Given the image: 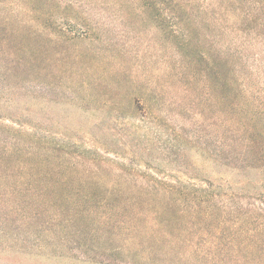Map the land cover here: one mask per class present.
<instances>
[{
    "label": "trees",
    "instance_id": "1",
    "mask_svg": "<svg viewBox=\"0 0 264 264\" xmlns=\"http://www.w3.org/2000/svg\"><path fill=\"white\" fill-rule=\"evenodd\" d=\"M144 2H149L147 7L158 20L159 29L168 40L171 39L180 55L178 80H185L188 86V80L209 83L211 96L221 114V134L215 141L219 144L218 149L212 148V138L206 139L205 143L198 128L189 136L172 129L159 114L155 115L157 96L143 94L145 92L129 80L124 68L107 73L102 66L82 65L86 76L96 79L99 75L103 79L98 88L83 84L94 89L86 102L94 106L91 109L95 111L108 112L116 128L115 132L106 130L115 137V142L109 145L101 143L102 148L107 154L124 157L128 137L136 138L148 124L155 126L147 128L143 137L152 145L151 158L157 152V158L169 163L168 167L172 169L164 166L156 169L166 177L171 176L173 183L160 182L161 190L129 191L116 187L101 190V178L90 177L88 181H82L78 180L77 174L58 176L51 168L31 163L37 161L36 158H46L47 161L52 156H72L73 152L54 148L52 153L42 156L45 155L44 147L28 149L24 146L25 139L16 132L0 131V192L9 190L12 194V190H39L45 197H52L49 199L52 203L82 211L89 209L87 204L103 206L110 216L116 218L111 219L114 222L111 225L124 228L129 241L135 244V257L145 264L150 260L167 264L172 257L185 254L187 249L195 246L202 249L206 246L211 252L208 255L211 259L197 256L209 264H264V193L252 192L257 187L264 190V112L253 109L245 96L240 81L244 67L241 56L232 50L217 51L208 47L209 39L203 40L202 28L193 24L196 17L204 19L207 26L212 24V19L204 16L212 11L214 18L232 12L240 24L260 34L264 43V0H220L226 3L225 6L219 3L225 12L218 7L210 9V5L202 8L197 5L198 0ZM160 6L173 13L174 23L168 28L166 22L159 18ZM51 8L41 5L34 9L38 24L43 28H46ZM71 9L74 10L73 7ZM183 17H186L185 30L180 28ZM63 25L75 29L71 42L96 39L98 34V26L93 23L68 20ZM62 27L58 28L60 32L65 30ZM40 34L20 30L0 34V126L4 129L9 127L3 125L6 121L37 130L38 134L41 131L42 134H50V131L42 130L45 113H42L41 105L47 90L44 80L52 74L47 67ZM74 71L67 67L64 72L72 74ZM54 75L53 79L56 78ZM107 77H111L110 82ZM82 90V86L80 90L76 88L78 93ZM122 114L140 115L141 119L138 123L131 122L130 127H125L121 133L117 128L121 125L119 119L123 118ZM164 123L167 132L162 128ZM133 158L136 159L137 155ZM207 162H213L215 170H208ZM68 168L75 169L72 165ZM17 170H24V174L28 171L35 179L32 176L16 179L14 172ZM212 173L218 175L221 182L215 183ZM109 182L106 181V185ZM119 185H123L121 180L112 184ZM242 199H248L246 207L237 204ZM227 201L233 202L234 206L227 208Z\"/></svg>",
    "mask_w": 264,
    "mask_h": 264
},
{
    "label": "rangeland",
    "instance_id": "2",
    "mask_svg": "<svg viewBox=\"0 0 264 264\" xmlns=\"http://www.w3.org/2000/svg\"><path fill=\"white\" fill-rule=\"evenodd\" d=\"M219 1L198 0L197 5L202 8L210 5V9L218 7L221 12H225L224 7H219V3H222ZM145 4L146 8L143 7ZM222 4L225 6L226 3ZM41 5L52 6L46 28L38 24L34 10ZM147 6L149 7V2L145 3L144 0L0 1V34H8L12 30L40 32L47 67L52 74L44 80L47 85L46 97L42 105L40 103L42 113H45L42 130L50 131V134H42V131L38 134L37 130L6 121L3 125L9 127L4 129V126H0V131L16 132L25 139L24 146L28 149L44 147L45 155L42 156L52 153L54 148L73 152L72 156H52L49 161L46 158H36L37 161L31 163L51 168L58 176L77 174L78 180L83 179L82 181H88L90 177L101 178V190H112L113 187L129 191L161 190L162 183H173L171 176L166 177L156 169H172L168 167L169 163L157 158V152L151 158L149 154H152V145L143 137L147 128L155 126L148 124L138 132L136 138L128 137L124 157L107 154L102 148L101 143L109 145L115 142V137L106 130L115 132L116 128L108 112L95 111L91 109L94 106L86 102L94 90L88 86L98 88L103 80L99 75L96 79L86 76L81 66L89 64L102 66L107 73L124 68L129 80L145 92L143 94L157 96L155 115L159 114L172 129L189 136L198 128L205 140L213 139L212 148L218 149L219 144L215 141L221 134V114L217 102L211 96L210 85L205 80H188V86L185 80H178L181 73L180 55L171 39L168 40L159 29L158 20ZM160 8V20L166 22L167 28L172 26L173 13L164 6ZM210 13L204 16L208 20L212 19V24L207 26L204 19L196 17L193 20L194 26L202 28L203 40L209 39L208 47L217 51L232 50L241 56L244 67L242 66L240 81L245 96L252 103L253 109L264 112V43L260 34L253 33L246 25L240 24L238 17L232 12L216 15L215 18L214 13ZM182 19L180 28L185 30L186 17ZM68 20L97 25L96 39L71 42L75 29L63 25ZM58 25L65 30L60 32ZM67 67H72L74 73L64 72ZM53 74L56 76L54 79ZM106 79L111 81V77ZM81 86L83 90L78 93L76 88L80 90ZM122 116L119 119L121 125L117 128L121 133L125 127H130L131 122L138 123L141 119L140 115ZM162 125L167 132L166 124ZM95 137L98 141H95ZM135 154L136 159L133 158ZM68 165L75 169L68 168ZM206 167L208 170H215L213 162H207ZM14 173L16 179L29 176L35 179L28 171L25 174L24 170ZM214 174L212 173V178L215 183L221 182L222 179ZM119 180L123 182L122 186H112ZM106 181H110L108 185ZM2 191L0 264H145L135 257V244L129 241L124 228H114L111 225L114 223L111 219L116 218L110 216L105 207L87 204L89 209L82 211L80 208L52 203L49 201L52 197H45L39 190H12V194L9 190ZM260 191L264 193L258 187L252 190ZM248 202V199H242L237 204L246 207ZM225 203L229 209L234 206L233 202ZM209 253L211 252L206 246L203 249L195 246L187 249L185 254L167 255L174 256L167 264H209L197 257L206 256L211 259ZM147 264L158 263L150 260Z\"/></svg>",
    "mask_w": 264,
    "mask_h": 264
}]
</instances>
